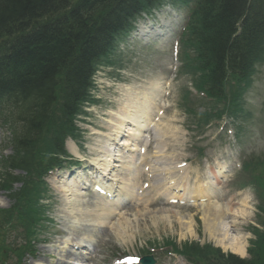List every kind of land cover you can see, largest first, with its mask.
<instances>
[{
    "label": "rangeland",
    "instance_id": "obj_1",
    "mask_svg": "<svg viewBox=\"0 0 264 264\" xmlns=\"http://www.w3.org/2000/svg\"><path fill=\"white\" fill-rule=\"evenodd\" d=\"M166 6L167 4L165 7ZM165 7H163V9ZM176 9L183 15L185 14L183 9ZM160 13H162V15L165 14L164 10L157 9L156 11H152V16L150 17H155L158 14L160 15ZM262 13H264V11H262ZM138 25L141 26L142 22L138 21ZM126 41V44H122L116 53V55L125 54L118 58L121 62L118 66L120 70L117 69V73H115L113 66L103 65L104 69L98 72L95 79L97 87L93 91L98 101L90 105L88 108V116L80 120L79 123L84 131V137L87 138L88 136H92L93 141L86 143L91 147L97 145V136L94 134L93 128H99L98 124L101 123L102 115L107 113L110 109H121L122 106L118 104V100L123 99L124 102H128V95L126 92L120 85H112L113 82L126 84L138 83L141 86L149 88V96L152 100L151 118L154 117L156 108L163 104V101L161 102L162 93L159 92L157 88L152 87V83L155 82V80L158 81L159 78H167L171 62V45H163L160 39H153L148 47H146L148 44H144L146 46H143L142 43L136 41L132 42L133 40L131 39ZM126 46H130L128 51L126 50ZM123 59L131 60L130 64L127 66ZM187 72H189V68L184 70L180 78L178 77L171 86L173 92L170 96V102H173L174 109L166 111L167 116L169 118L171 117V122L168 126H163L160 131H158V128L151 132L154 141L152 145L153 151L149 153V158L151 155L155 156L153 159L155 164L153 170H161L167 174L161 175L162 172L157 171L160 173L159 177L163 179V182L151 185V187L143 195L139 196V198H153V200L160 201H157L156 205L143 206L142 202L137 199L134 202L136 205H132L130 208L116 211V213L113 212L110 217H106V214H104V218L98 217L96 221L98 224L96 232L98 234L96 237L98 242L93 245V252L91 253L93 255L97 254V256L95 259L87 258L85 264H89V262H92L91 264H104V262L108 261L112 263L110 258L113 256L128 254L142 257L153 248H155V252L161 251V247L168 248L173 252H182V250H184L183 245L187 243H193L195 246L209 245L211 246V250L215 247H220L226 252H235L233 248L235 246L238 248L240 244V246H242V252L239 251V253H236L246 258L252 257V253L250 252L251 249H253L256 255L262 256V254H264V194L258 198L255 188L251 186L245 188L239 186L243 178L246 177L245 173L235 175L236 173L234 171L231 172L227 182H223L219 190L212 186L211 188L215 190L217 196L214 200L202 204L201 201L198 202L196 206H183L182 208L165 205L169 211L162 213H165L166 217L163 220L156 219V217H159L160 213L158 212L159 209L155 208L159 206L162 208L164 204L160 196L162 184L170 177L175 161L182 157L183 160H187L188 162L192 160L197 162L199 156L192 154L199 153L202 149L205 153L220 158L222 162L232 161V157H227L226 151L233 152L236 159L239 158L240 154V152H238V145L232 143L228 139V134L217 136V124H212V122L209 121L203 125L205 122L203 118L204 115L211 114L212 116L213 110L212 106H208L202 98L194 96L192 93V96L190 94L187 95L186 91H184L185 99L182 102V106L185 112L180 108L179 89L184 83L190 88V86H192L191 80L194 78L190 75L187 83ZM257 72L255 86L259 89L253 98H250L249 94L245 98L247 113H250V118L248 122L243 120L245 124L241 125L240 137L242 156L247 157L251 165L254 164L257 166L263 176L264 64L260 65ZM195 74L198 79L197 84H201L203 82L201 73L197 72ZM230 91L234 92L235 89ZM207 117H209V115ZM164 132L165 134H163ZM5 143H7L6 136L0 134V155ZM164 145H168L170 147L169 150L162 156H156L157 153L161 155L159 151L164 148ZM100 149L104 150L105 146L101 145ZM89 152H93L92 157L94 158L101 156L97 155V151H93L91 148H89ZM189 164L184 171V175L186 176L190 172V170H188ZM140 170L141 168L139 167V171ZM66 171L67 169H64V167L62 170H56L52 174V176L55 177L54 185L53 180L52 183H50L53 187H55V185L56 187L53 188L49 184L52 189L51 190L49 187V191H52L55 195L53 207L56 220L59 218L56 213L57 206L60 204L57 200L59 192L64 186H70L68 182L73 179ZM123 176L124 174L122 172L120 178H123ZM249 176H252L251 172L248 174V177ZM139 179L140 176H135L133 183L137 184ZM142 179H144V177ZM190 187L191 185L188 184L187 189ZM235 187L241 189L239 190L240 193H238V191L236 192ZM223 188L229 193L223 191ZM87 193L89 192L87 191ZM1 201L3 203L2 205H9L7 199L1 198ZM242 203L246 204V209L243 212L238 210L235 211L242 207ZM36 210L42 213L40 216L35 215L36 217L46 215L43 206L36 207ZM152 210H155L157 213L151 214ZM209 210H211L215 217H203ZM178 213L181 215L177 216ZM87 217L89 218L88 215ZM89 221L93 223L91 217ZM114 223H116V226L112 228ZM102 224H107L112 230L103 228ZM213 224L217 226L216 228H211V230H214L213 233L210 234L209 232L211 230H207L206 225L213 226ZM53 231H58L57 234L62 233V229L57 225H55L54 229H50V232ZM120 233H125V235L130 234L128 238L130 237L131 240L123 242L122 239L119 238ZM54 239L55 236L53 235L51 241ZM45 247L44 245H40L38 247V252L33 257L27 256L25 258L26 264H52L47 261L51 259L53 261L55 256L53 257V254L49 251L47 252ZM66 247L70 248V245L66 244ZM33 258L37 260L33 261ZM157 264L187 263L182 258L174 255L172 258L161 256Z\"/></svg>",
    "mask_w": 264,
    "mask_h": 264
},
{
    "label": "trees",
    "instance_id": "obj_2",
    "mask_svg": "<svg viewBox=\"0 0 264 264\" xmlns=\"http://www.w3.org/2000/svg\"><path fill=\"white\" fill-rule=\"evenodd\" d=\"M150 1L0 0V120L20 131L16 130L12 138L15 145L19 144L12 168L33 164L36 158L30 152L50 126L62 134L72 128V114L85 96L92 61L105 53L102 43L112 30L110 22L118 21L116 15L110 17L115 6L123 5L128 13L135 5L140 8ZM248 1L196 0L198 8L190 25L192 42L200 68L206 72V67H212L207 80L212 94L219 91L226 66L238 74L248 68L251 57H242L245 50H230L228 45L229 39H235L247 46L256 27L263 26L264 13L251 11L244 19V34L236 36V24L247 12ZM212 8L215 17L209 19ZM81 35L85 36L79 44ZM260 39L264 33L253 39L251 50ZM225 55L231 59L229 63ZM199 256L197 264H264L260 255L245 260L225 255L220 249L199 250Z\"/></svg>",
    "mask_w": 264,
    "mask_h": 264
},
{
    "label": "bare ground",
    "instance_id": "obj_3",
    "mask_svg": "<svg viewBox=\"0 0 264 264\" xmlns=\"http://www.w3.org/2000/svg\"><path fill=\"white\" fill-rule=\"evenodd\" d=\"M250 2L252 3V5H251V9L252 10H254V12L256 13V14H259V11H264V1L263 0H250ZM216 7H217V9L219 8V6H217L216 5ZM215 8L213 9L212 8V10H211V12H210V14H209V16H208V18L210 19H213L215 16ZM122 25H123V23L121 22V21H117V20H113L112 22H110V26H111V28H112V32H116L119 28H121L122 27ZM262 25L263 26H257L256 27V31L254 32V34L252 35V38H251V40H250V43L248 42L247 43V46H245L244 44H243V42L242 41H240V40H235V39H229V49L230 50H235V51H243V50H245L244 52H243V55H242V57L243 58H249V57H254V56H262V55H264V39H260L258 42H257V46H256V48L255 49H253V50H251V48H252V46H250V44H251V42L253 41V39L255 38V37H260L263 33H264V20H263V22H262ZM83 31V28L81 27V26H79V32H82ZM82 34V33H81ZM85 35H81L80 37H79V44L80 43H82L83 42V37H84ZM94 38V37H93ZM97 39H99V37L97 38ZM254 47V46H253ZM74 64V62H72L71 63V65H73ZM206 71H207V73L210 75L211 73H212V67L211 66H209V67H206V69H205ZM157 85V83L155 82L154 84H153V86H156ZM137 89H141V88H137ZM144 93V91H142V94ZM145 93H147V91L145 92ZM136 103H138V101H136ZM139 104H143V105H147V100H144L143 102H140ZM141 110H143V111H146V109L145 108H143V107H141L140 108ZM128 121V120H127ZM126 121V122H127ZM143 127V126H142ZM142 127H140V130L142 131ZM118 129H120V128H118ZM132 131L131 132H133V133H136V132H134L133 131V129H131ZM118 133V132H117ZM136 134H138V133H136ZM128 143L129 142H127L126 144L128 145ZM133 149H136V148H133ZM133 149H132V151H133ZM121 156V163L123 164V163H125L126 162V167L127 168H129V169H132V167H131V161H130V159H132L133 157L131 156V155H120ZM129 159V160H128ZM108 166H110V165H108ZM113 167H119V166H117V165H115V166H113ZM126 172H127V175H126V178H125V181L120 185V188H118V191L115 193V197H116V199H115V202H118L119 200H122L123 198H125V197H127V196H129V194L128 193H126V189H127V187H128V184L131 186V183H130V172L129 171H127L126 170ZM163 194V193H162ZM108 195H110L109 193L107 194V196H103L104 198H105V200L103 201L104 203H106V202H108V200H109V196ZM72 199H74L76 202L77 201H79L78 199V197L76 196V195H74V194H72ZM99 199H102V198H99ZM93 202H95V201H93ZM78 203V202H77ZM69 205H72L71 203H68ZM107 204V203H106ZM96 206L97 207H101L99 204H96ZM102 209H104V207H102ZM246 208H238V209H236L235 211H241V212H243L244 210H245ZM159 213H160V215H159V217H156V216H154V215H152L153 217H156V219L157 220H163L165 217H166V215L164 214V213H162V209H159V211H158ZM154 213H157L155 210H152V212H151V214H154ZM175 214V213H174ZM181 214L180 213H178L177 214V216H180ZM74 217V216H73ZM161 217H162V219H161ZM203 217H215V215L211 212V210H209V212L208 213H206V214H204V216ZM121 222V221H120ZM82 223L79 221V222H75V220H74V218H73V227H72V229L74 230V232H73V238H66V242L67 243H69L71 240L72 241H76V244H80V246L84 243H87V244H90L91 243V240H92V236H93V229H88V228H86V230H84V229H81L80 228V225H81ZM116 226V223H114L113 225H112V227L114 228ZM216 226L217 225H215V224H213V226L212 225H206V229L208 230V229H210L211 230V228H216ZM213 230L214 229H212L209 233L211 234V233H213ZM130 235V234H129ZM129 235H125V233H120V237L119 238H121L122 239V241L123 242H127V241H129V240H131L130 239V237L128 238V236ZM75 238V239H74ZM61 245V243H59L57 246L59 247ZM51 248H50V251H54V249H53V247L52 246H50ZM242 246H240V244H239V247L237 248L236 246L233 248V250L235 251V252H238L239 253V251H241L242 252V248H241ZM48 248V247H47ZM80 259H83L82 257H79ZM64 263H66V264H74L73 262H64ZM78 264H82V262H78Z\"/></svg>",
    "mask_w": 264,
    "mask_h": 264
},
{
    "label": "snow or ice",
    "instance_id": "obj_4",
    "mask_svg": "<svg viewBox=\"0 0 264 264\" xmlns=\"http://www.w3.org/2000/svg\"><path fill=\"white\" fill-rule=\"evenodd\" d=\"M122 264H139L138 258H129L128 260L122 262Z\"/></svg>",
    "mask_w": 264,
    "mask_h": 264
}]
</instances>
